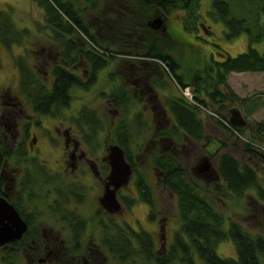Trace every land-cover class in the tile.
I'll return each instance as SVG.
<instances>
[{"label": "rangeland", "instance_id": "1", "mask_svg": "<svg viewBox=\"0 0 264 264\" xmlns=\"http://www.w3.org/2000/svg\"><path fill=\"white\" fill-rule=\"evenodd\" d=\"M72 1H74L73 3L83 13L82 19L86 26L93 27V30L96 29V27L101 28L95 38L96 41L103 46L106 45V40L108 39L107 36H109L106 30L103 28V26H105V20L107 21L108 25L109 23H112V21L117 18V11H121V13L132 16L134 14L146 13L145 9L141 8L137 3L138 0ZM223 1L227 4L229 13L232 15V17L237 20L245 21L244 27L248 28L250 33L242 32L235 38H227L226 34H228L229 31L231 32V29L228 28V26L221 19H219L220 13H215L213 1L197 0L192 5L194 11L191 10V12H184L176 10L171 14L166 13L165 26L167 27L168 31H171V33L173 31L175 33L173 38L178 40L172 41L173 38L170 33L169 39L165 34L160 33L156 35L154 39L151 38L149 42H156L158 40V42H162L160 48H172L176 55V59L181 66L180 70L184 71V73L188 76L198 69L199 71L197 72L200 73V71H202L201 68L206 70L208 67H210V65H213L211 63H213V61L216 62L217 57H219L217 53L220 55H226V57L229 56L234 58L239 54L245 53L249 46H251L260 54H263L264 11L260 9L262 4L260 2L256 3V1L249 2L248 0ZM121 3L123 5H120ZM0 11H3L7 14V16L10 18V21H12L13 26L21 31L23 36L19 42L14 41L15 44H13L10 48H6L0 43V105H2V101H4L2 94L16 98V100L19 102L18 108H21L23 113L16 118V131L20 130V125L22 127L28 125L29 131L32 134V132L35 133L39 128H41L42 125L44 127H48L51 130L52 135L56 136L55 127L58 126L59 122H65L72 125L74 121L71 122V117L74 115L78 116L77 111L84 107H94L101 119L98 121L97 126L101 127L102 129L100 131V135H98L95 140L93 137V140L98 145H100V147L96 145V152L94 153V156L96 158L104 156L106 154V145L103 146V142H108L109 145L116 144L117 138L119 136L115 131L116 126L114 125L116 117L104 110V103L107 99H110L109 94L111 93L109 92H112L111 90L114 89L113 92L115 94L119 88H124L130 85L129 83L131 80L124 86L117 81V86L114 85V87L111 89L108 82L109 80L107 79L108 70H105L102 67V69L98 70L94 75L95 77L93 78L92 84L89 88H74L72 91V100L70 105L62 111L61 117H59V119L41 117L34 114L30 106L26 104L23 94H21L19 91V71L16 68L15 62H18V60H23L24 62L27 61V67L30 69H33V66H37V68L40 70V75H42L41 77L44 76L48 79L47 81H51V70L53 69L52 64L57 60L49 61L47 58V53L53 52V55H55L58 52H63L65 49V44L59 42L56 39L57 34L50 29L43 15V10L40 9V7L32 0H0ZM127 19H129V16L125 17V20L129 21ZM181 20H183V22L185 21V25L189 26L188 28H190V30L185 29L186 32L183 34L181 33ZM200 23L203 25H199ZM203 26L208 28H204ZM207 31H212L213 37L208 35ZM196 33H199L198 39L193 38L195 37ZM161 37H165L166 40H160L159 38ZM256 37H258L257 42L250 43V41L256 40ZM79 39V41H83V38ZM112 39L116 41L115 37H112ZM114 41L112 40L109 43L112 44ZM213 46H217L216 54L213 53ZM104 60L105 62L108 61L105 58ZM118 60L120 62L125 60L146 64L144 67L138 65L141 66L137 70L139 72L138 75H146V77H149L150 79V76H152L153 78L157 79L159 78L158 75L162 74L163 78H168L165 65L153 62L147 58L135 59L131 56L127 59L116 58L113 64L116 68L121 67V63H119ZM148 63L154 66L157 65L160 73L158 74V71L155 72L154 67H148L150 66ZM125 71L128 70H123V72ZM43 73H46V76L43 75ZM118 77L119 76L116 78ZM29 79L31 81V78ZM150 84L152 86L154 85V82L150 80ZM226 84L233 91V94L241 98L240 101L243 100V103L246 105L240 104L238 101L237 103L233 104L235 105V108L233 109H238L244 117L246 123L244 126H242V132L244 134V139H249V133L247 130H245L248 124L250 126V130H253V128H251V123L255 124L264 120V73H230L226 79ZM170 87V91L173 95L177 97V94L179 93V96L182 97L188 104H190V106L193 105V102L195 101L193 96L195 89L192 90L187 87L186 89H183L182 92H179L177 87L175 88L174 84H172ZM163 92L166 94L170 93L168 90H164ZM203 93L204 92L202 91L201 95L199 93L195 94L204 98L205 95ZM169 95H171V93ZM206 101L209 103L208 100ZM250 107L252 111H254L251 115L249 114V111H247ZM199 110L200 113H197V118L204 128L203 139L201 141L190 140L181 134V130H176V134L173 133L174 135L169 134V137H172V139L176 141V144H178L177 152H175L176 160H178L183 168L188 170L190 176H192L193 179L199 182V184L202 186V189L204 191L206 190V195L212 200L216 210L224 216L225 231H227L231 221H239L245 229L250 231L252 236L261 235L264 237V209L261 204L251 201L250 196L254 194L253 192H249L246 197L241 199L233 197L227 199L224 198L222 199L224 202H222V200H218L216 195H213V193L210 192L209 189H211L213 184L216 185L222 183L221 180L218 179L219 177L216 173L217 159L215 158L216 153L219 150L221 151L220 147L223 146L222 143H226V148L224 147L222 153H227L235 157L240 155L238 152L240 144L239 140H236L235 136H232L228 131L224 130L221 125L214 122L212 123V113H208L207 111L202 110V108ZM52 111L55 112V109L52 108ZM169 118H171L174 124V118H172L170 113ZM143 119L146 120L150 125V118L145 115ZM38 123L40 125L38 127L35 126ZM150 128H153L152 123ZM80 130L83 132L85 128ZM129 131L130 134L132 133L131 136L133 135L132 137L134 138V140L132 139L134 142H131L130 145V150H132L130 152H132L131 162H133L136 171L134 172L135 174L132 178V182L128 185V190L125 191V193H135L133 181L138 182V180L140 181V178L142 177L145 181V184L149 185L148 193L152 194V197L154 198L153 203H155L154 213H156V218L160 219V221H150V218H148L146 214L148 212L147 205L142 202H136L134 203V207L131 211L127 210L121 215L112 217L108 224L112 222L115 224V226H118V224L122 223L123 221V223L119 225L122 228L125 227L124 223H126L134 230L140 229L142 231H146L149 233V235L155 238V252L161 253L172 243L174 235L179 227L178 208L176 202L177 198L175 195L168 192V190L162 184H160V186L156 185L158 183L156 182V175H158V173L157 170H155L153 162L151 161L152 153H150V151H153L154 148L151 147L150 150L148 144L150 140L155 139V134L157 132L155 131L153 136V131L151 130L149 132L147 131L146 133H138L133 129ZM87 134H89L88 131ZM159 134L160 132H158L156 135ZM18 140L20 141V138ZM38 144L41 146L44 158L52 163L57 157V154L56 152H52L48 145H46L45 137H38ZM235 145L238 147H233ZM261 147L264 149V143L261 144ZM205 161L208 162L210 167L208 168V171L203 170L204 172L199 173L197 168L202 162ZM258 174L260 175L259 177L264 180V167L262 165H258ZM89 183L90 182L86 184ZM139 198L140 197H137V199ZM122 199L125 201L130 200V198H126V200L125 197ZM53 228L51 230L49 227H47L45 230L47 232L52 231L53 234L60 233L59 229H56L57 227H55V229ZM68 231L69 230H63V232L60 234L63 244L59 242L60 244L58 247L52 246L51 249L45 250L42 245V248L35 249L41 245L38 243H32L30 244V248L27 247V249H29L31 252L36 250V256H41V259H43L46 255L47 258L52 260H54V258H58V264H75L74 260L72 259L74 254L72 255L70 250L67 249L71 247ZM102 235V228H99L98 226L87 228L85 234L83 235L84 237H82L80 242V248H78V252L75 253L79 255L78 257L82 256L83 258L85 256V258L88 259L89 264H96V259L97 263L100 264H118L117 260L104 246V237L102 238ZM9 251L6 250V252ZM40 251L42 253H40ZM235 251V246L230 240L223 241L220 244L218 243L216 248V254L221 258L236 259L237 253ZM2 254L3 252H0V257ZM142 259L138 260L136 258L134 263L154 264L153 261L148 262L147 259L144 258V261ZM27 262L29 263V260L25 262L22 260V258H20V260L18 259L17 261L18 264H27ZM53 263L55 264L53 261L49 262V264ZM131 263L132 262H130V264Z\"/></svg>", "mask_w": 264, "mask_h": 264}, {"label": "flooded vegetation", "instance_id": "2", "mask_svg": "<svg viewBox=\"0 0 264 264\" xmlns=\"http://www.w3.org/2000/svg\"><path fill=\"white\" fill-rule=\"evenodd\" d=\"M144 2L145 0H138L137 3L141 8L145 9L146 13L134 14L132 16L117 11V20L114 19L109 25L105 20V26H103V28L110 36V39L109 36H107L108 39L106 40L105 46L99 44V46H101L99 49L96 47L93 48L91 45H85L82 40L79 41L81 37L76 36L73 38L75 43L73 48L67 49V47H65L63 52H58L55 55H53V52L47 53L49 61L57 60L52 64L51 81H47L48 79L44 76L41 77L42 75H40V70L37 66H33V69L28 67L33 74V78L30 77L32 82L27 78L22 79L19 75V91L23 94L26 104L30 106L34 114L41 117L59 119L62 111L70 105L74 88H89L97 72L94 73V66L105 58L108 61L105 62L104 60L105 66L103 68L108 70L107 79L109 80L108 82L111 89L114 85L117 86V81L124 86L131 80L129 83L130 85L119 88L115 94L113 92L114 89L111 90L112 92H109L111 93L109 94L110 99H107L104 103V110L116 117L114 121V125L116 126L115 130L118 126L126 124L128 131L133 129L138 133H142L151 130L153 131V136L155 131L157 133L160 132L159 135H156L157 133L155 134V139L149 141V149L151 150V147L154 148L153 151H150V153H152L151 158L155 159L158 155H162V158L166 156L176 158L175 152H177L178 144H176V141H174L172 137H169L174 125L171 118H169V113L171 114V102L176 99H182V97L178 98L170 91V86L172 84L177 86L175 80H173L171 76V68L175 67L172 60L177 59L172 48H151L155 41L149 42L151 38L154 39L155 36L160 33L165 34L168 38L170 35L173 38L175 33L173 31L172 33L168 31L165 26L166 13L165 15L161 14L160 8L156 6L155 3L153 6H144ZM120 5L123 4L121 3ZM171 13L172 12H170V14ZM127 16H129V19H127L129 21L125 20ZM156 21H159V23H156ZM181 24V33L183 34L186 30L183 22H181ZM199 25L203 24L200 23ZM86 28L89 29L93 38L97 36L101 29L96 27V29L93 30L91 26H87ZM207 33L213 37L212 31H207ZM228 34H226V37ZM112 37H115L116 41H114ZM193 38L198 39L199 33H196ZM159 39L166 40L165 37ZM173 39L172 41L178 40L175 38ZM112 40L114 42L110 44L109 42ZM212 48H214L213 53L216 54L217 46H213ZM217 54L219 57H217V61H213V63L224 61L226 55ZM130 56L135 59L147 58L163 65L164 63L158 59L164 57L166 59L165 64L168 66V68H165L168 78H163L162 74H159L160 70L156 64V66H154L148 63L150 65L148 67H154V71H158L159 78L157 79L152 76H150V79L146 77V75H138L139 72L137 70L141 66L144 67L146 65L144 63L125 60L120 62L118 60V62L121 63V67H114L113 64L116 58L127 59ZM87 57L89 59H87ZM55 68L68 71L78 79L79 83L71 88L70 100L67 106L63 108L58 107V109H55V112L50 109L49 113L41 114L38 112L37 108H35L31 97L38 94L39 89H42V91L46 93L52 92L55 83L53 71ZM125 69L128 71L123 72ZM180 69L181 66L179 65L178 68L173 70H175L176 75L182 78V81L188 88L194 90L195 87L193 86L191 78L199 69L189 74V76ZM201 69L203 70V68ZM43 75L46 76V73H43ZM117 76L119 77L116 78ZM150 80L154 82V85L151 86ZM22 82L28 85V87L22 89ZM177 88L179 92H182L183 89H180L178 86ZM164 90H168L171 95H169L170 93H164ZM42 91L39 92L41 96ZM2 95L4 101H2V105H0V199L13 208L12 210L17 213L20 220L25 224L26 231L19 241L8 242V244L0 246V252L10 250L9 252L12 253L13 258H22L25 262L29 260L27 264H49V262L52 261L58 264V258L52 260L45 255V257L41 259V256H36V250L31 252L27 247L30 248V244L32 243L41 245L35 249L42 248V245L45 250L51 249L52 246L58 247L60 244L59 242L63 244L60 234L63 230H69L71 247L67 249L70 250L72 255L74 254L72 259L75 264H89L85 256L83 258L82 256L78 257L79 255L75 253L78 252V248H80V242L82 237H84L83 235L86 229L98 226L102 228L103 235H109L108 237H110L112 230L110 231L109 228L112 227L113 223L111 222L108 224V222L111 218L121 215L124 211H131L134 207V203L142 202V200L137 199V197H139V191L136 182L133 181L135 193H125L135 174L133 162H131V159H128L124 152L125 161L130 165L132 172L128 183L121 186L115 193L116 199L119 205H121V211L118 213H110L101 206V200L103 197L102 194H104L107 186L113 189V186L109 185L111 168L107 157L109 148L117 144L109 145L108 142H103V146L106 145V154L99 158L94 156L96 145L100 147L94 140L100 135V131L102 130L101 127L97 126L98 121L101 119L95 108L84 107L77 111L78 116L74 115L71 117V122L74 121L72 125L59 122L58 126L55 127L56 136L52 135L48 127L42 125L41 128H36L38 130L35 133L32 132L31 134L28 125L23 127L20 125V130L16 131V118L23 113V110L18 108L19 102L16 98H12L8 95L5 96V94ZM145 115L151 119L150 125L144 120L145 118L143 119ZM151 123L153 128H150ZM39 125L38 123L35 126L38 127ZM83 127L85 130L81 132L80 129H84ZM87 131L90 136L87 134ZM38 137H45L46 145H48L52 152H56L57 157L52 163L44 158L41 146L38 144ZM19 138L20 141L18 140ZM117 146L120 147L119 145ZM6 154H8V156H5ZM204 168L205 162H202L197 168V171L199 173L204 172ZM155 170L157 169L155 168ZM157 173L156 182L158 183L156 185L160 186L161 183L159 181L161 174L158 170ZM88 182L90 183L86 184ZM124 197L125 199L130 198L132 204L128 203L129 200L126 199L127 201H125L122 199ZM142 203L145 202L143 201ZM145 204L148 207V212L146 214L147 217L150 218V221L159 222L160 219L156 218L157 216L155 213H152V215L149 214L151 213L150 206L147 203ZM120 224H118V226ZM124 224L125 227H130L128 224ZM47 227L51 230L57 227L56 229H59L60 233L53 234L52 231L47 232L45 230ZM131 229L136 233L142 231L140 229L134 230L132 227ZM127 233L126 231V235ZM126 235L125 239L128 240V236ZM151 237L155 245V238L153 236ZM131 241L135 243L134 239H131ZM40 253L42 252L40 251ZM120 257L123 259L122 256ZM96 264H100L97 263V259ZM123 264H128V261L125 259Z\"/></svg>", "mask_w": 264, "mask_h": 264}, {"label": "trees", "instance_id": "3", "mask_svg": "<svg viewBox=\"0 0 264 264\" xmlns=\"http://www.w3.org/2000/svg\"><path fill=\"white\" fill-rule=\"evenodd\" d=\"M32 1L43 10V15L50 29L57 34L56 39L65 44L64 47H67V49L73 48L75 44L73 38L76 36L83 38L85 45H91L93 48L98 49L101 47L93 38L89 29L86 28L87 26L82 19L83 13L73 3L74 1ZM196 1L145 0L143 5L153 6L155 3L160 8L161 14H165L176 10L194 11L192 5ZM212 1L215 13H220L219 19L231 29L227 38H235L242 32L250 33L248 28L244 27V20H237L232 17L227 4L223 0ZM248 1L260 2L262 4L260 9L264 11V0ZM185 21L182 20L184 28L190 30L189 26L185 25ZM0 34V43L6 48H10L23 37L22 32L13 26L10 18L3 11H0ZM257 39L258 37H256V40L251 39L250 43L257 42ZM161 43L157 40L151 48H160ZM87 59L89 58L87 57ZM158 60L168 68L164 57ZM15 63L22 79L33 78L32 72L23 60H18ZM172 63L175 65L171 68L173 80L180 89H186L187 85L173 70L179 66L177 60H172ZM212 64L210 65L211 68L203 69L200 73L196 72L191 78L195 87L193 105L190 106L183 98V100L176 99L171 102V114L175 123L170 134L174 135L176 130H181V134L190 140L201 141L204 128L197 118V113H200L199 109L201 108L208 113H212L211 119L214 123L221 125L224 130L235 136L236 140H239L240 148H238V152L240 155L235 157L222 153L224 147L226 148V143H222L221 151L219 150L220 152L218 151L215 155L217 159L216 173L222 183L213 184L209 189L210 192L216 195L218 200L232 197L241 199L246 197L249 192H253L254 194L250 196L251 201L261 204L264 209V180L258 174V165L264 167V149L261 147V144L264 143V120L255 124L251 123L253 130H250L248 124L245 130L248 131L250 137L244 139L243 129L231 126L229 123V110L235 108L233 104L238 101L240 104H244V101H240L241 98L233 94V91L226 84V79L230 73H264V53L260 54L256 49L249 46L245 53L234 58L227 56L224 61ZM104 66V60L98 62L94 66V73ZM53 71L55 83L52 92L46 93L38 88L39 92L42 91V96L38 92V94L31 97L35 108L41 114L49 113L52 108L58 109V107L67 106L70 100L71 88L79 83L78 79L66 70L55 68ZM23 82L21 87L25 89L28 85ZM202 91L205 100L200 96ZM247 111L250 115L254 112L251 107ZM115 131L119 135L116 144L124 150L123 152L130 160L132 157V155H129L132 154L130 145L131 142H134L132 141V139L134 140L133 135L131 136L132 133H129L126 124L118 126ZM5 156H8V154ZM151 161L161 174V184L177 198L179 227L169 247L161 253H156L154 241L149 233L146 231L136 233L130 227L122 229V227L113 224L109 228L110 231L112 230L111 236H103V243L118 264H123L125 259L129 264L130 262L135 264L136 258L138 260L145 258L148 262L154 261L155 264H264L263 236H252L250 231L245 229L239 221H231L227 231H225L224 216L216 210L212 200L206 195V190L202 189L199 182L190 176L188 170L183 168L176 158L167 156L162 158V155H158ZM136 183L139 199L150 206L151 213L149 214L152 215L155 212V203H153L152 194L148 193L149 185L145 184L142 177ZM222 202L224 201L222 200ZM128 203L132 204V200L130 199ZM126 231L128 232L127 235ZM125 235L128 236V240L125 239ZM131 239H134L135 243ZM229 240L235 246L236 259L221 258L216 254L218 243ZM18 259L13 258L12 253L3 251L0 264H17Z\"/></svg>", "mask_w": 264, "mask_h": 264}, {"label": "water", "instance_id": "4", "mask_svg": "<svg viewBox=\"0 0 264 264\" xmlns=\"http://www.w3.org/2000/svg\"><path fill=\"white\" fill-rule=\"evenodd\" d=\"M156 23H159V21H156ZM229 123L231 126L242 128L246 122L238 109H231ZM122 151L120 147L113 145L109 148L107 157L111 168L109 185L113 186V189L107 186L104 194H102L101 206L110 213L121 211V205H119L115 193L121 186L128 183L132 172ZM209 167L208 162L205 161L204 169L208 171ZM12 209L11 206L0 199V246H4L8 242L19 241L26 231L25 224Z\"/></svg>", "mask_w": 264, "mask_h": 264}, {"label": "crops", "instance_id": "5", "mask_svg": "<svg viewBox=\"0 0 264 264\" xmlns=\"http://www.w3.org/2000/svg\"><path fill=\"white\" fill-rule=\"evenodd\" d=\"M241 74V73H240ZM176 86V85H175ZM177 87V86H176ZM178 89V88H177ZM177 97L179 98V93L177 94ZM172 116V114H170ZM174 121V120H173ZM212 123L214 122L212 119H211Z\"/></svg>", "mask_w": 264, "mask_h": 264}]
</instances>
